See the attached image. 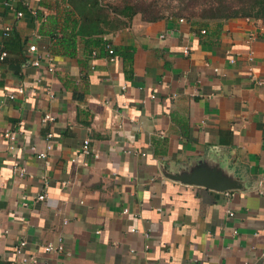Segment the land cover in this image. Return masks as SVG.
<instances>
[{
    "label": "crops",
    "instance_id": "obj_1",
    "mask_svg": "<svg viewBox=\"0 0 264 264\" xmlns=\"http://www.w3.org/2000/svg\"><path fill=\"white\" fill-rule=\"evenodd\" d=\"M56 4L0 5V264H264V22L136 15L103 36L112 61L67 58L40 34ZM195 171L230 187L177 179Z\"/></svg>",
    "mask_w": 264,
    "mask_h": 264
},
{
    "label": "trees",
    "instance_id": "obj_2",
    "mask_svg": "<svg viewBox=\"0 0 264 264\" xmlns=\"http://www.w3.org/2000/svg\"><path fill=\"white\" fill-rule=\"evenodd\" d=\"M8 1L0 0V5ZM57 1L61 5L60 11H57L59 5L55 6L59 14L55 13L45 18L40 34L50 39V54L67 58L74 57L80 42L84 46L103 50L107 45L103 36L125 27L133 16L138 15L145 22L163 18L158 11H153L154 6L150 4H141L137 7L124 2L113 5L104 0ZM190 18L186 20L196 23L223 22L231 18H251L264 22V0H211ZM120 51L118 50V53L123 55ZM128 55L129 52L125 56Z\"/></svg>",
    "mask_w": 264,
    "mask_h": 264
},
{
    "label": "built area",
    "instance_id": "obj_3",
    "mask_svg": "<svg viewBox=\"0 0 264 264\" xmlns=\"http://www.w3.org/2000/svg\"><path fill=\"white\" fill-rule=\"evenodd\" d=\"M4 6H7L8 5V2H5L3 4ZM31 14H35V12H31ZM16 18H20L22 16V13L20 12H17L14 14ZM179 22H181L182 20L179 19L178 20ZM10 31V26H4L3 29H2V36L3 37H6L8 35ZM28 52H35V46L34 45H30L28 46ZM105 51L107 53V55L109 56V59L112 61L113 60V51L112 49L110 48L109 45H105ZM183 54H186V49H183L182 51ZM2 56L3 55H0V61L2 60ZM38 61L39 59L38 58H35L31 61V65L33 66H37L38 65ZM48 70L51 71L52 68L49 66L48 67ZM258 85H260V82H257ZM16 92L17 94H21L23 93V89L21 87H18L16 89ZM49 97H51V95H49ZM7 99L9 100H12L13 99V95H8L7 96ZM53 117L49 114H44L41 116L40 118V122L41 124H48V123H51L53 122ZM4 137H7L8 139L12 140L13 137H12V134L10 133H4ZM52 135L51 133H47L44 137V141H45V147H44V150L41 151V152H34L35 153V158L38 159V160H41L43 161L44 165L47 166L48 163H47V159H46V152H48L50 149H51V144H50V139H51ZM31 151H34V149L31 147ZM80 151L83 155H88L89 154V149H88V141L86 139H84L81 143V146H80ZM14 170L15 172L17 173L18 176H22L24 174V167L23 165H19V164H15L14 165ZM45 180H43V183L42 184H45L44 183ZM45 198V195L44 193H41L39 194L37 197H36V200L37 201H42L43 199ZM125 212V211H124ZM227 216L228 217H231L232 216V213H227ZM130 232H136L135 229H130ZM143 238L144 239H147L148 238V235L146 233H143L142 234ZM25 246V241L23 240H20L18 241L15 245H14V252L15 254H21V251L22 249L24 248ZM43 252H56V253H62L63 252V248H62V245L60 243H58L56 246H52V245H45L43 247H41ZM36 263V259L34 256L32 257H23L21 258L20 262L18 264H35Z\"/></svg>",
    "mask_w": 264,
    "mask_h": 264
},
{
    "label": "rangeland",
    "instance_id": "obj_4",
    "mask_svg": "<svg viewBox=\"0 0 264 264\" xmlns=\"http://www.w3.org/2000/svg\"><path fill=\"white\" fill-rule=\"evenodd\" d=\"M107 3L118 5L130 3L140 7L141 4H150L153 11H158L163 17L177 16L189 19L192 14H197L201 6L208 4L211 0H104ZM191 19V18H190ZM194 19V18H192Z\"/></svg>",
    "mask_w": 264,
    "mask_h": 264
},
{
    "label": "water",
    "instance_id": "obj_5",
    "mask_svg": "<svg viewBox=\"0 0 264 264\" xmlns=\"http://www.w3.org/2000/svg\"><path fill=\"white\" fill-rule=\"evenodd\" d=\"M177 179L183 183L202 185L204 187L217 190V191H222L230 187L229 184H226V183L221 184L218 181H216L214 175L204 176L202 175V173L198 171L191 173L189 177L177 178Z\"/></svg>",
    "mask_w": 264,
    "mask_h": 264
}]
</instances>
